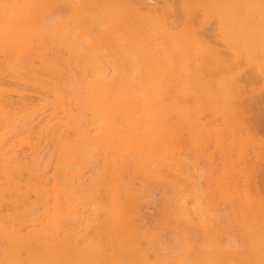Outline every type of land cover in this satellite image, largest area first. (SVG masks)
<instances>
[{"label": "bare ground", "instance_id": "obj_1", "mask_svg": "<svg viewBox=\"0 0 264 264\" xmlns=\"http://www.w3.org/2000/svg\"><path fill=\"white\" fill-rule=\"evenodd\" d=\"M171 5L0 0V264H264V0ZM191 160L219 162L240 245ZM156 185L171 194L151 221Z\"/></svg>", "mask_w": 264, "mask_h": 264}, {"label": "rangeland", "instance_id": "obj_2", "mask_svg": "<svg viewBox=\"0 0 264 264\" xmlns=\"http://www.w3.org/2000/svg\"><path fill=\"white\" fill-rule=\"evenodd\" d=\"M173 0H164V2H165V4H167V6L170 8V14L172 13L171 12V10H172V5H171V2H172ZM206 33H207V30H203V34L204 35H206ZM246 68V67H245ZM244 68V69H245ZM248 70V72H247V74L249 75V71H252V69L251 68H246L245 69V72ZM244 72V71H243ZM251 74V73H250ZM244 75V74H243ZM245 75H246V73H245ZM7 86V85H6ZM21 86V87H20ZM19 87H20V89H22V90H24V88H26L27 86H25V87H23L24 85H20ZM8 88H10V89H17V88H19L18 87V85L16 84V83H14V82H9L8 83V86H7ZM30 87H28V89H25V90H28V91H26L27 93H26V95H27V100L30 102V101H33L34 103H37L36 101L38 100V95L37 94H35L36 93V91H34V90H36V89H34V88H32V90L33 91H31V92H33V93H31V92H29L30 90ZM35 92V93H34ZM253 91H251V93H249V94H247V96H249L248 98H246V101H248V102H250L252 105H250V107L249 108H251V109H249L248 108V121H249V123L252 125V126H254V127H257V126H259V128L261 129V128H263V126H260L259 124H261L262 125V122L261 123H259V120H260V115H259V113L261 114V112L259 111V113L257 112L258 110H260L259 108V106H257V104L261 101L260 99L262 98V95L260 96V94H261V92H259L260 94H258V92L256 93H252ZM262 93H263V91H262ZM257 94H258V96L260 97V98H258V96H257ZM264 94V93H263ZM13 97H15V96H13ZM254 98V99H253ZM256 98L257 99H259L260 101L258 102L257 100H256ZM247 99H249V100H247ZM250 99H252V100H250ZM255 100V101H254ZM254 102H258V103H254ZM32 103V102H31ZM250 103H247L248 105L250 104ZM254 103V104H253ZM38 104V103H37ZM37 104H35V107L37 106ZM257 106L256 107V109L255 110H253L254 112H250L249 110H251L252 111V109H254V107L253 106ZM34 109H36V110H34ZM33 110H34V112L36 113V114H41V112L40 113H38V112H36L37 111V107L36 108H34ZM255 111H256V114H254L255 113ZM33 112V111H32ZM31 112V113H32ZM33 112V113H34ZM250 113V114H249ZM258 113V114H257ZM43 114V113H42ZM47 114V113H46ZM45 114V115H46ZM39 115H37V116H39ZM256 115H258L257 117L259 118V119H257V117L255 118V116ZM41 116V115H40ZM47 116V115H46ZM41 117H43V118H46L45 116H41ZM36 118H37V120L38 119H40L39 117H35V119L33 120V122L36 120ZM32 120V119H31ZM36 120V121H37ZM35 121V122H36ZM41 121V120H40ZM40 121L37 123V124H39L40 123ZM257 121V122H256ZM31 122V126L33 125L32 123V121H30ZM36 124V125H37ZM258 124V125H257ZM35 125V124H34ZM33 125V130L34 129H36L37 128V126H34ZM36 127V128H35ZM258 128V127H257ZM258 128V129H259ZM263 130H264V128L262 129V130H259V131H261L262 133H263ZM33 132H35V131H32V133ZM36 133V132H35ZM35 133L33 134V135H35ZM33 135L31 136L32 138H33ZM29 138V136L27 137V139ZM32 138H31V140H32ZM34 140H35V137L33 138ZM30 141V140H29ZM27 144H29V142L27 143ZM50 145V144H49ZM25 146H28V147H26V148H24ZM24 147H23V149H19L18 150V154H21V156L24 158L23 160L24 161H26L27 159H28V157H30V158H33L34 159V162H35V160L37 159V154L36 153H33L32 152V150H31V147H30V144L29 145H25ZM32 146V145H31ZM49 147V146H48ZM51 147V146H50ZM49 147V148H50ZM23 152V153H22ZM36 154V156L34 155H32L33 157H31V156H29L28 154V156L27 155H25V154ZM27 157H25V156ZM44 157H46L45 155H44ZM30 158L28 159V161L29 162H31V161H33V160H30ZM27 161V162H28ZM196 160H191V169L194 171V173H195V180H196V183H197V185H198V196H197V198H199V202L198 203H200V205L201 204H203V208H205V207H208V205L210 204V202L212 203V202H216L215 203V205L216 206H219V208L221 209V211L220 212H218V217H219V223L221 224V226L225 229L226 228V230H228L227 232H229L230 234H231V236L229 237L230 238V241L231 242H237L239 245L241 244V242H240V239L238 238V231H236L237 230V228H236V226H235V224L234 223H232V221H229L230 220V218L231 217H229V210H226V208H224V206L223 205H218L219 204V201H218V192L216 191V190H214V188H213V185H214V183L217 181V179H218V177L220 176V164H219V162H215L214 164H210V163H208V162H206V161H200V166L199 167H194L192 164L195 162ZM28 162V163H29ZM33 162V163H34ZM40 162H43L42 160L40 161ZM32 163V162H31ZM33 165H35V163L33 164ZM37 165V164H36ZM255 172H257V173H255V180H256V182H255V185H257L258 186V188H257V186H256V188L257 189H259V191H261L263 194H264V161L262 162V163H260L259 165H258V168L256 169V171ZM208 181V182H207ZM205 182H207L208 183V185H207V183H205ZM257 183V184H256ZM3 185V184H2ZM206 185H207V187H206ZM152 191H153V197H154V199L153 200H151L150 202H151V206H150V210L148 211V217H147V219H151V221L153 220V219H155V215L158 213V212H160L159 211V209H157V207L159 208V206H157L155 203H154V200H161L162 202L161 203H164L165 202V200L167 199L166 197H167V195L168 194H171V193H169L170 191H166L165 190V188H163L162 186H160V185H156V186H153L152 187ZM10 192H12V190L10 191ZM9 192V193H10ZM28 195H29V199L28 200H26L27 198H25V200L27 201V203H23L24 205H29V204H31V208L29 207H27L26 208V206L24 207V205L22 206V203H18L17 205L16 204H13V206L15 207V205L17 206V207H19V208H23L24 207V209H22L23 211H19V210H16V209H12V210H15V211H18V212H20V214H23V212H25L24 210L25 209H27V211H28V209H35L36 210V207H35V200H36V194L32 191V190H30V191H28ZM196 193V194H197ZM19 195L20 194H18V198L20 199L21 198V195H20V197H19ZM25 195V194H24ZM17 196V195H16ZM24 197H26V195L24 196ZM168 197H169V195H168ZM18 199V200H19ZM164 199V200H163ZM191 198H187V201L188 200H190ZM213 200V201H212ZM19 202V201H18ZM193 202V201H192ZM17 203V202H16ZM160 203V202H159ZM188 203V202H187ZM189 203H190V205H192V203H191V200L189 201ZM12 204V203H11ZM32 205H34V206H32ZM12 206V207H13ZM202 206V205H201ZM11 206H9L8 207V210L9 209H11L10 208ZM17 207H15V208H17ZM35 207V208H34ZM200 207V206H199ZM213 208H214V206H213ZM20 209V210H21ZM6 210V209H5ZM29 210V211H30ZM34 210V211H35ZM28 211V212H29ZM158 211V212H157ZM10 212V211H9ZM10 213H12V214H14L15 212L13 211V212H10ZM158 215V218H159V213L157 214ZM157 217V216H156ZM157 218V219H158ZM157 219H155V220H157ZM151 221H150V225H149V221H148V225L149 226H151ZM154 223H155V221H153ZM153 222H152V224H153ZM234 224V225H233ZM233 227H235V228H233ZM170 230V229H169ZM170 233H172L171 232V230L170 231H165L164 233H163V237H162V240H163V242L165 243L166 241L168 242V243H165V244H169V239L170 238H173V240H174V236H171L172 234H170ZM173 240L171 241V239H170V241L171 242H173ZM170 242V243H171Z\"/></svg>", "mask_w": 264, "mask_h": 264}]
</instances>
